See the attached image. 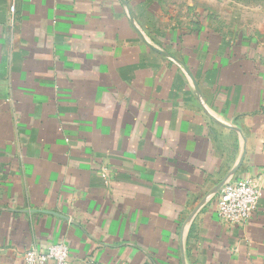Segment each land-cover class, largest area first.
Here are the masks:
<instances>
[{
	"label": "crops",
	"instance_id": "crops-1",
	"mask_svg": "<svg viewBox=\"0 0 264 264\" xmlns=\"http://www.w3.org/2000/svg\"><path fill=\"white\" fill-rule=\"evenodd\" d=\"M232 181L261 192L244 223ZM58 242L264 264V0H0V264Z\"/></svg>",
	"mask_w": 264,
	"mask_h": 264
},
{
	"label": "built area",
	"instance_id": "built-area-1",
	"mask_svg": "<svg viewBox=\"0 0 264 264\" xmlns=\"http://www.w3.org/2000/svg\"><path fill=\"white\" fill-rule=\"evenodd\" d=\"M9 11L14 13L15 7ZM259 187L248 181H232L223 184L215 199L217 215L227 223L237 224L246 222L254 213L260 198ZM68 248L62 242L52 243L42 251L35 248L24 254V264H45L49 261L55 264H67Z\"/></svg>",
	"mask_w": 264,
	"mask_h": 264
}]
</instances>
